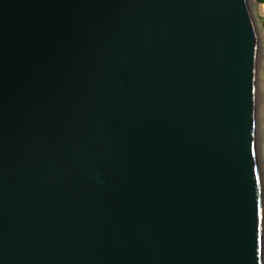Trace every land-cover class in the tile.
Here are the masks:
<instances>
[{
    "label": "water",
    "instance_id": "water-1",
    "mask_svg": "<svg viewBox=\"0 0 264 264\" xmlns=\"http://www.w3.org/2000/svg\"><path fill=\"white\" fill-rule=\"evenodd\" d=\"M250 0H0V264H264Z\"/></svg>",
    "mask_w": 264,
    "mask_h": 264
},
{
    "label": "rangeland",
    "instance_id": "rangeland-1",
    "mask_svg": "<svg viewBox=\"0 0 264 264\" xmlns=\"http://www.w3.org/2000/svg\"><path fill=\"white\" fill-rule=\"evenodd\" d=\"M259 44L257 67V147L264 190V0H250Z\"/></svg>",
    "mask_w": 264,
    "mask_h": 264
}]
</instances>
